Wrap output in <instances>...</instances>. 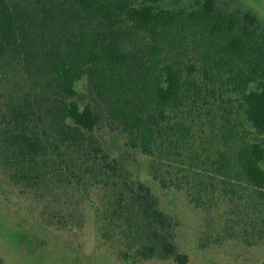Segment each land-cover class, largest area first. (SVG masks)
<instances>
[{
	"label": "trees",
	"instance_id": "trees-1",
	"mask_svg": "<svg viewBox=\"0 0 264 264\" xmlns=\"http://www.w3.org/2000/svg\"><path fill=\"white\" fill-rule=\"evenodd\" d=\"M0 75V180L43 212L61 202L63 226L90 209L123 261H189L174 218L104 149L105 115L162 187L224 212L228 238L264 241V19L242 0H0ZM231 94L250 128L224 106L207 147L202 112Z\"/></svg>",
	"mask_w": 264,
	"mask_h": 264
},
{
	"label": "rangeland",
	"instance_id": "rangeland-1",
	"mask_svg": "<svg viewBox=\"0 0 264 264\" xmlns=\"http://www.w3.org/2000/svg\"><path fill=\"white\" fill-rule=\"evenodd\" d=\"M242 1L264 19V0ZM11 84L10 77L6 79L0 75V100ZM75 86L78 93L88 94L85 77ZM230 96L232 102L218 101L213 109L202 112L200 120L205 125L196 127L195 132L207 147L219 146L217 136L226 111L224 106L232 108L233 118H240L245 127L250 128L241 111L240 96ZM88 100L86 98L83 104ZM96 134L104 149L126 167L134 179L149 186L159 208L177 222L175 243L181 253L188 255L187 264H264V241L247 245L242 241V234L238 238H228L224 230L228 231L230 225L226 223L224 212L198 208L189 201L185 191L162 187L151 174L150 157L131 149L127 145V136L105 115ZM34 205L29 195L21 193V188L0 180V264H176L159 259L123 261L114 245L97 232L94 213L90 209L85 211L81 226L74 223L63 226L50 213L66 214L61 202L53 203L44 212L43 205Z\"/></svg>",
	"mask_w": 264,
	"mask_h": 264
}]
</instances>
